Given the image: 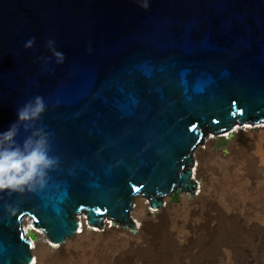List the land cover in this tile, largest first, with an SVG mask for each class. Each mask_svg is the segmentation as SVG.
Segmentation results:
<instances>
[{"label":"water","instance_id":"1","mask_svg":"<svg viewBox=\"0 0 264 264\" xmlns=\"http://www.w3.org/2000/svg\"><path fill=\"white\" fill-rule=\"evenodd\" d=\"M36 96L59 163L43 187L0 193V264L31 259L23 212L54 240L79 205L137 231L136 193L156 209L192 189L196 142L264 121V0H0V131Z\"/></svg>","mask_w":264,"mask_h":264},{"label":"rangeland","instance_id":"2","mask_svg":"<svg viewBox=\"0 0 264 264\" xmlns=\"http://www.w3.org/2000/svg\"><path fill=\"white\" fill-rule=\"evenodd\" d=\"M262 126L264 127V121L255 122L254 124L248 121L245 123H237L230 130L221 133H215L209 130L208 136L204 135L202 141L198 144L199 146H202L205 150L204 154H202L201 157H197L196 149H194L193 152V155L195 157V166H193V177L198 182L195 194H191L190 192L187 193L188 191H186L178 194L177 197L176 194L172 196H167L165 198V205L157 209H154L155 207L151 204V201L147 197H145L144 195H139L138 198L142 199L146 206L144 209L145 211L141 209V212L143 211L145 214L144 219H141L136 215V213L140 212L138 211L140 210L139 208H141L138 201L134 203L135 206L131 210L132 218L133 221L136 223L135 228L137 229V231L133 232L131 227H128L127 225L121 223H117L116 225V223L113 222V227H127L126 229H129V231H132L136 235L142 234L143 236L141 237L140 242L136 247H143L141 249L142 254L145 250L151 249V251L154 252L152 256L153 260V258L158 254L157 252L159 251L160 241L164 236V232L161 229L165 230V226H173L174 229H178L175 230V232L180 231L182 233L180 237H183V235H188L189 238L187 242L185 241L186 245L192 243L193 236H196L195 233L199 230L201 232L199 231L198 234L203 233L206 234L210 239H215L217 233L222 234L221 229L223 228V226H227V224L232 223L231 220H238L236 222L238 226L236 227H245L247 223H252L257 226L261 224V226H264V209L260 211L259 208L256 206H248L243 210L242 213L239 211L229 213L224 211L223 208L219 206L220 201L222 200L226 203L232 201L235 202L236 200L239 202L240 197L243 198L245 195L253 196L255 194L254 192L257 191L255 187L258 183V180L264 178V172L248 168L244 170L242 168V164L238 162L229 164L228 168H221V163H223L225 157H227L226 155L233 156L236 159L245 160L246 162L249 160H254L258 157L257 145L255 141L251 140L249 137H246L247 135H245V133L248 132V129L252 131H257ZM223 138L227 140V143L224 145L222 144ZM210 141H212V144H210L208 147V142ZM216 166L217 168H215ZM236 167L240 169V172L244 177L240 176V178H236L234 176V171L232 170V168ZM211 169L213 170V172ZM211 172L214 174L216 179H218L216 182H214L215 189L211 193L206 194L203 188L204 186L208 188L206 184L210 181L208 175ZM218 172L219 174L217 175L216 173ZM219 175L222 176L220 177ZM225 175H227V177ZM246 179H248L249 182ZM241 181L243 184H241ZM243 186L245 187V192H240L243 189ZM228 193H230V195L232 194L233 196H229ZM226 195L229 197H227ZM182 196H187L186 206L182 203ZM106 219L111 218L106 217L104 219V223ZM79 220L81 222H84L82 223V230H85L87 233H90L92 231V228H96L99 232L102 233L107 232L108 226H105L104 228H99L103 227L104 223L102 226L89 223V220L84 213L81 215L79 214ZM32 222L33 225H35L37 231L31 230V227L34 228L32 226ZM90 225H94L95 227ZM108 225H110V223ZM23 227L24 230L26 227H28V232L26 234H32V236L30 235V237L32 238L31 241L34 240V242H32L34 246L35 244H38L39 241L43 242L45 244L43 246H46L45 248H47V251L52 254L56 252L55 250L61 249V247L63 248V245L68 244L70 241L69 239H73L74 236L79 235L76 234L73 237L68 238L65 242H56L50 239L45 230L43 228L38 227L34 223L33 219L29 216L24 217ZM110 227H112V225H110ZM169 232L173 233L174 230H169ZM130 234V232H124V235H122L121 237L117 236V238L111 240L104 247H101V249L97 245L98 250L101 253L99 255H101V257L103 258L99 256L101 260L99 258V261L96 262V257L93 259V261H90L89 263L108 264L105 259H109L108 256H111V250L114 251V249L116 248H124V246H126V243L128 242L127 239L129 238ZM209 238L204 241L209 242ZM259 240L264 241V232L261 236L258 234V232H256L253 235H248L247 240L242 239V241L246 242V245L242 243L241 248H244L243 251L240 253L235 251V253L232 255L234 262L226 261L223 259V257L211 256L209 259H204L201 264H264V243H259ZM136 243L137 242L133 241L128 246H130L131 249L133 248V246L135 247ZM108 244H110L111 246H109ZM128 246H126L127 250L129 248ZM126 247L124 250H126ZM127 250L124 252V254H122V256L120 254L117 255L119 257L118 264L131 260L134 261V259L138 257V251L132 254L128 253ZM182 250L183 251L180 256L183 258H187L185 257V250H187L186 247H182ZM81 252L83 253L84 251L81 250ZM103 252H105V254L107 255H103ZM79 253L74 250L71 252L72 255H76V257L74 258L75 261L73 262L74 264H80V262L78 261ZM61 254V257L59 256L58 259L55 260V262L57 261L58 264H62V262L66 258L64 253ZM146 263L152 264L150 257L146 261Z\"/></svg>","mask_w":264,"mask_h":264},{"label":"bare ground","instance_id":"3","mask_svg":"<svg viewBox=\"0 0 264 264\" xmlns=\"http://www.w3.org/2000/svg\"><path fill=\"white\" fill-rule=\"evenodd\" d=\"M248 121L252 122V119L249 118L247 120H243V122H241V123H245ZM237 123H240L239 118L236 119L234 126ZM231 128H233V126H230V129ZM211 131H213V130H211ZM245 135H247L246 137H249L251 140L255 141V143L257 145L258 157L254 160H249L246 162L245 160L236 159L233 156L226 155L227 157H225L223 163H221L222 164L221 168L222 169H223V167L228 168L229 164L238 162V163L242 164V168L244 170L248 168V169H256L258 171L264 172V127L262 126L257 131H252V130L248 129V132H246ZM201 141H202V139H200L198 142H196V144L193 148V152H194V149H196L197 157H201L202 154H204V152H205L203 147L198 145ZM210 144H212V141L208 142V147ZM193 159H194L193 166H195L194 155H193ZM215 168H217V166ZM232 170L234 171V176L236 178H240V176H243L242 173L240 172L239 168H237V167L232 168ZM212 172H213V170H212ZM212 172L209 173V175H208V177L210 178L209 183L206 184L208 186V188L206 186H204V188H203V190H205L206 194L211 193L215 189L214 182H216L218 179V178L216 179V177L214 176V174ZM219 172L216 174L218 175ZM231 175H232V173H231ZM225 176L227 177V175H225ZM246 180L249 182L248 179H246ZM241 184H243L242 181H241ZM246 185H248V184H246ZM196 188H197V184L192 185V189H193L194 194L196 192ZM244 188L245 187L243 186V189L240 192L244 191ZM192 189H180V190H178L176 188V186L173 185L171 191L167 192L165 194L164 202L159 207H162L163 205H165V202H166L165 198L167 196L180 194V193L186 192V191H188L187 193L190 192L191 194H193ZM226 189H228V188H226ZM255 189L257 191L254 192L255 194L253 196L245 195L244 196L245 198L244 197L243 198L238 197L239 202L236 200L235 202L232 201V202L226 203L223 200L222 201L219 200L220 201L219 206H221V208H223L224 211L229 212V213H233L236 211H239L242 213L243 210L248 206H256L259 208L260 211H262V209H264V178L258 180V183H257ZM230 191H228V192H230ZM235 192H234V194H235ZM231 193H233V192H231ZM228 194H229V196L232 195V194L230 195V193H228ZM139 195H144L150 201H151V197L149 196L148 193H136V195L133 197L131 210L135 206L134 203L138 201L141 208H139L140 210H138V211H140V212L136 213V215L138 217H140L141 219H144L145 214L143 211L141 212V209L144 210L146 204L143 202L142 199L138 198ZM223 195H224V193H223ZM229 196H227V197H229ZM182 200H183L182 203L186 206L187 196H182ZM151 204H152V202H151ZM159 207H157V208H159ZM90 211H91V208L88 205H79L78 211H74V213H73L74 222L78 224L77 229L74 230L72 232V234H69V235L66 234L64 236V239H62V240H54L51 237V235L48 231V228L46 226L36 224L38 227L43 228L45 230V232L47 233V235L50 239H52L56 242H65V241H67L68 238L73 237L76 234H79L77 236H74L73 239H69L70 241L68 244L63 245V248L61 247V249L55 250L56 252L53 254L49 253L47 251V248H45L46 246H43V245H45L43 242L39 241L38 244H35V246H34L32 244V241H31L32 238L30 237V235L26 234L25 231H27L28 227H26L24 230V227H23L24 217L29 216L33 219V221H34V217L32 215H30L29 212H23V213L17 215L16 218L19 222L18 223V230H19V233H20L23 241H25L27 244L29 253L31 255V259L27 263H21V262L15 260V261H13V264H35V263L36 264H58L57 261L55 262V260H57L58 257L60 255H62L61 253H64L65 257L67 258V259L65 258L66 260L64 259L62 264H72L75 261L74 258L76 257V255L71 254V252L73 250L78 252V253L80 252L79 253V259H78L80 264H90L89 262L93 261V259L96 257H97L96 258V262H97V261H99L98 259L101 257V255H99L101 253L98 250L97 245L101 249V247H104L111 240L117 238V236L121 237L122 235H124V232H130L131 233L129 235V238L127 239L128 242L126 243V246L131 244V242H133V241H135L137 243L135 244V247L133 246V248H131V249H130V246H128L129 247L128 250H127L126 246H124V248H116V249H114V251L111 250V252H110L111 256L110 257L108 256L109 259H107V258H106L107 260L105 259V261L108 264H118L119 257L117 255L120 254L122 256V254H124V252L126 250L128 253H132V254L136 253L138 251V253H137L138 257H136L134 259V261H132V260L126 261V262H122L120 264H147L146 261L149 259V257H150V260L152 261V264L153 263L154 264H201L204 259H206V258L209 259L211 256L223 257V259L226 261L234 262L232 255L235 253V251L238 253L243 251L244 248H241L242 243L244 245H246V242L242 241V239L247 240L248 235H253L256 232H258V234L261 236V235H263V232H264V228H263L264 226H261V224H259V226H257V225H254L252 223H247V225L245 227H243V226L242 227L241 226L236 227V226H238L236 224V222L238 220H231L232 223L227 224V226H223L222 229L220 227L222 234L217 233L215 239H210L206 234H203V233L198 234L200 231L199 230L195 233L196 236H193L192 243L191 244L188 243L189 245H186V242L189 238L188 235L187 236L183 235V237H180L182 235V233L180 231L175 232V230H178V229H174L173 226H165L166 227L165 230L161 229L164 232V236H163L162 240L160 241L159 251L157 252L158 254L152 260V256H153L154 252L151 251V249L145 250L142 254L141 249L143 247L142 246L136 247L139 244L140 239L143 235L142 234L141 235L134 234L133 233V232H135L134 229H132L133 230V232H132V231H129V229H126V227L125 228H116V227H113V225H112V227H110V225H108L106 233L99 232L96 228H92V231L90 233H87L85 230H82V223H84V222H81L79 220V214L81 215L84 213L86 215V217L88 218L89 223L94 224V225H99L97 221H91L90 220V214H89ZM131 212L132 211H130V218L133 221ZM106 217L113 219V217L110 214H108V213L104 214L103 218H102V224L104 223V219ZM199 221H201V220H199ZM113 222L116 224L119 223V222H116L115 220ZM169 230H174V232L171 233V232H169ZM207 238L210 239L209 242H205L207 240ZM183 242H184V244H183ZM259 243H264V241L259 240ZM108 245L111 246L110 244H108ZM184 246L187 249V250H185V257H187V258H183L180 256V254L183 251L182 247H184ZM125 247H126V250H124ZM81 250H83L84 252L82 253ZM103 253H104L103 255H107V254H105V252H103ZM101 258H103V257H101ZM101 258H100V260H101ZM61 260H63V259H61ZM115 260H116V262H115Z\"/></svg>","mask_w":264,"mask_h":264},{"label":"clouds","instance_id":"4","mask_svg":"<svg viewBox=\"0 0 264 264\" xmlns=\"http://www.w3.org/2000/svg\"><path fill=\"white\" fill-rule=\"evenodd\" d=\"M33 43L28 41L25 46ZM54 55L63 63V53L54 51ZM46 107L44 98L36 96L17 110L15 122L0 131V193H25L43 187L49 171L59 163L51 155L49 133L37 126ZM22 130L27 135L20 139Z\"/></svg>","mask_w":264,"mask_h":264},{"label":"built area","instance_id":"5","mask_svg":"<svg viewBox=\"0 0 264 264\" xmlns=\"http://www.w3.org/2000/svg\"><path fill=\"white\" fill-rule=\"evenodd\" d=\"M151 206V205H150ZM152 207V206H151ZM153 208V207H152ZM111 221V222H110ZM110 223V225H113L114 223H113V220L112 219H106L105 220V223H104V225H103V227H99V228H104L105 226H108V224ZM112 223V224H111ZM32 224H33V222H32ZM117 225V224H116ZM33 226V225H32ZM90 226H94V225H90ZM114 226V225H113ZM34 228H32L31 227V230H34V229H36L35 228V226H33ZM95 227V226H94ZM127 228V227H126ZM26 233L28 232V231H25Z\"/></svg>","mask_w":264,"mask_h":264},{"label":"trees","instance_id":"6","mask_svg":"<svg viewBox=\"0 0 264 264\" xmlns=\"http://www.w3.org/2000/svg\"><path fill=\"white\" fill-rule=\"evenodd\" d=\"M227 143V140L223 138V141H222V144H226ZM178 196V194H176V197Z\"/></svg>","mask_w":264,"mask_h":264}]
</instances>
